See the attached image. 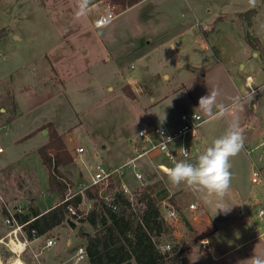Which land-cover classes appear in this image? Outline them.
<instances>
[{
    "label": "crops",
    "instance_id": "1",
    "mask_svg": "<svg viewBox=\"0 0 264 264\" xmlns=\"http://www.w3.org/2000/svg\"><path fill=\"white\" fill-rule=\"evenodd\" d=\"M145 1L148 0H142V2L132 6L128 5L115 20L103 28H98L99 30L92 34L88 31V23L92 22L93 24L94 16L97 15L92 11L97 12L94 6H99L105 0L92 3L89 11L90 20L89 18L85 19L81 16L67 14L69 10L73 11L70 9L71 6H78V0H3L11 23L7 22L5 27H0V31L1 29L4 31L3 34H11V37L16 40H32L35 37L26 34L25 29L33 30L35 28L38 31L37 36L43 41H45L46 36H53L55 41L52 46L45 42V47H40L35 53L29 51L26 56L18 46H12V51L19 49L17 51L24 58L22 57L20 64L14 65L11 73L6 71L5 78L10 77V79L0 89V118L3 117L2 112L15 117L24 115L26 110L33 112L34 109L44 105L59 103H69L70 112H68V116L72 118L77 113L74 104L76 100L93 98L94 94H92L91 89L94 90V88L91 86L96 85L102 86L110 96H114L113 93L116 89L122 93L125 87H130L135 94V99L149 103L159 101L158 105H155L158 106L157 116H155V111H150L147 116L145 115L147 122L151 124L147 127L164 124L170 127L177 126L180 114L192 111L179 112L175 104H172L171 107L167 101H172L173 97L181 91H188L187 75L178 76L172 86L169 84L158 85L159 80L161 78L170 80V71L175 63L179 68L197 65L199 67L197 71L203 73L202 80L210 79L211 75L217 76V80L227 79L228 71L236 61L238 44L241 43L244 36L246 38L247 32L258 22L259 9L258 6L251 8L255 9L256 12L251 17L252 24L249 26L247 21L239 17V13L251 9L237 11L235 16L228 17L221 14L222 8L213 12L212 9H207L196 0H157L137 9ZM48 5L58 8V11L50 12ZM28 7L32 8L31 12L26 9ZM204 13L210 14L206 17ZM183 17L186 19L183 20ZM203 20H209L211 23L209 26H203L201 23ZM202 30L207 33L204 34ZM254 36L258 37L264 46V40L260 36ZM190 38H192L191 41H189ZM253 50L255 55L260 54L264 58L260 50L254 48ZM204 53L210 56L211 66L208 68L198 60L199 55ZM12 59L15 60V57ZM4 60L8 62L7 58ZM213 65L216 66V70L210 71V75H208L206 70L212 68ZM1 72L2 70H0V74ZM19 89L21 93H19ZM26 94L29 96L27 97ZM22 97L27 98L24 100ZM163 98H166V103L160 101ZM194 103L195 105L198 104L196 101ZM229 112L233 113V111ZM141 114H144L143 110H141ZM210 117L212 116L206 117V121ZM47 123H52L60 134H67V130H69L66 129L64 122H60L58 118L47 117L40 120L29 133L36 131L30 136L32 138H37L38 135L45 137L44 141L38 143L37 150L49 140L48 132L45 133L47 129L37 131ZM26 136L20 140L28 138ZM205 142L203 130H200L195 140V153L206 147ZM154 160L156 165L158 162L164 161V155L157 153ZM233 163L234 167L238 166V162ZM251 166L256 167V164L253 162ZM258 169L264 182V163ZM1 170L3 168H0V173H2ZM147 176L150 178L149 183L155 182L151 181V174H147ZM167 182H169L168 179ZM126 183L130 186L129 181ZM157 192L156 199H158ZM232 193L231 196L235 195L233 200L230 199L229 195L226 197V202L233 204L229 214L219 212L216 214L214 204L210 208L211 204L205 202L203 193L187 192L183 185L179 187L173 185L167 199L169 198V202L177 208L186 210L183 222L185 221L184 227L188 234L186 233V238L179 235L178 242L181 246L187 249V246L193 243H189L193 241L189 233L195 231L199 238L198 247L202 252L199 245L200 238L205 235L214 236L221 226L226 225L225 223L233 224L231 222L232 213L238 212L243 215L252 206L257 208L259 205H264L256 193L252 195V191L241 194L234 187ZM0 194L5 196L1 188ZM6 200L8 201V199ZM159 201L161 202L158 199ZM56 202L50 208L54 207ZM194 202H199L203 209L198 212L190 211L189 205ZM236 226L242 227V224L237 223ZM182 229L180 228V231ZM231 229L234 231L233 225H231ZM62 230L65 231L63 225L57 226L33 242L38 243V246L41 245L42 251H38V254L41 253L38 258L41 256L43 259L39 258V263L89 264L88 258L78 263L75 262L76 250L64 248L66 235ZM53 231H61V234L56 235V244L46 251L43 249L45 236ZM250 231L241 237H237L238 243L233 246H225L224 244L219 246L214 238L213 253L206 254L209 256L205 258L208 260L204 264H235L234 258L223 261L221 259L256 241L257 236L252 234V229ZM183 240L189 244H185ZM66 242L75 244L72 238H67ZM67 251L70 252L67 254ZM249 251L247 254L253 255L255 247L250 248ZM239 257L242 258L240 255ZM183 263L190 264L186 262L185 253Z\"/></svg>",
    "mask_w": 264,
    "mask_h": 264
},
{
    "label": "rangeland",
    "instance_id": "2",
    "mask_svg": "<svg viewBox=\"0 0 264 264\" xmlns=\"http://www.w3.org/2000/svg\"><path fill=\"white\" fill-rule=\"evenodd\" d=\"M154 1L157 0L145 1L137 9H141ZM196 1L204 5L207 9H212L213 12L216 9L222 8L220 10L222 12L221 14L224 16L227 15L228 17L235 16V12L237 11H244L258 6V22L250 28V31L252 34L260 36L264 40V0ZM93 2L98 3L99 0H92ZM104 3L108 4L106 1ZM104 3L100 7L105 6ZM119 4L122 5L120 2ZM26 9L30 12L32 11V8L28 7ZM70 9H73V11L69 10L67 14L77 16L78 6H71ZM48 10L50 12H57L58 8L48 5ZM92 12L94 13V10ZM89 14L88 12L87 15L81 17L85 19L89 18L90 20ZM209 14L204 13L206 17ZM184 19L186 17H183ZM187 19L189 20L190 18L188 17ZM7 22L11 24L10 17L7 15L3 5V0H0V27H5ZM201 23L203 26H209L211 21L203 20ZM88 25V31L92 34H95L99 30L98 28L104 27H95L92 22H89ZM19 31L21 30L19 29ZM3 32L1 29L0 70L2 72L0 74V89H2L7 80L9 82L10 77L5 78L6 71L11 73L14 65L20 64V60H22L23 55L17 50L21 49L25 53L24 56H26L29 51L35 53L38 52L40 47H45V42L46 44L49 43V46H52L55 41L53 36H46L45 41H43V39L37 36L38 31L35 28L33 30L25 29L26 34L35 37L32 40H16L11 37V34L7 35L3 34ZM13 45L18 46L19 49L12 51ZM237 51L236 61L228 71L229 76H227V79L217 80V76L211 75L210 79L202 80L203 73L197 71L199 69L197 65L179 68L175 63L172 65V70L170 71V80L161 78L158 85L169 84V86H172L178 76L182 75L184 77L185 74L187 75L188 81L186 84L189 86L188 91H181L173 97L172 101H167L168 105L171 103V107L172 104H175L179 112L197 111L205 117H208V115H205L201 110L197 109L198 104L195 105L194 101L198 103L200 97L207 95L213 89L219 92L217 97L218 104H223L228 108V106H232L235 102L236 106L233 108V113H230L229 110L222 118L210 117L202 127L200 126L198 128L199 133L200 130H203L206 147L199 152L197 151L198 153H194L192 159L194 161L199 154L211 146L216 138L225 134L234 119L238 120L240 126L244 129L245 142L243 150L230 159L232 179L228 195L231 200L235 198V195L231 196L233 194L232 190L235 187L241 194L247 193V191H252V195L256 193L260 202L264 203V182L261 179V174L258 169L264 163V143H262L264 138V58L260 54L255 55V51L247 42L245 36L241 43L238 44ZM199 56L198 60L201 64L207 68L211 66L209 55L204 53ZM12 57H15V60ZM5 58L8 59V62L4 60ZM212 70H216V66L213 65L212 68L207 69V74L210 75L209 72ZM248 77H250L252 86L256 89L255 92H251L246 84ZM91 88H94V90L91 89L94 97L85 100H76L74 104L77 113L72 118L68 116V112H70L69 103L47 104L38 109H34L33 112L31 110H24V115L15 117L9 116L7 113L4 114V112L1 113L3 117L0 118V148H2V151H0V168H3V170L0 173V188L6 196H3L5 200L8 199L6 202L9 208H20L26 214H32V210L34 209L45 212L55 201H57L56 203L59 201L57 195H49L46 191L49 182V172L37 150L40 144L39 142L44 141L45 137L38 135L39 137L37 138L28 137L20 140L33 130L34 125L47 117L58 118L60 122H64L63 124L66 129H69L64 136V142L70 154V150H73L76 146H82L84 149L81 158L78 156L76 158L74 157V160L70 164L60 167V170L67 179V184H69L66 196L70 193H75L86 180H90L88 169H93L97 164L106 167L123 168L125 182L129 181V187L137 188L136 186L140 182L134 175L132 165L127 164L135 156L132 141L138 139V130L140 128L151 125L147 122L146 116L150 111H155V116H157L158 106L155 105H158L159 101L144 102L143 100L129 97L125 92L120 93L118 89L113 93L114 96H110L102 86L93 85ZM18 91L21 93L20 89ZM26 96L28 97L29 94H26ZM27 97H22V99L26 100ZM160 101L166 103V98ZM147 109L148 111H146ZM141 110L144 111V114H141ZM213 111L215 112L217 109L214 108ZM130 139L133 140L131 141ZM193 143L196 146L195 140ZM50 152L53 155L55 154L54 149L50 150ZM154 153L155 155L157 154V152H153L150 157L145 156L137 159V170L145 175L151 174V181L161 182L164 185L157 192V198L161 200L159 202L162 204V202H169L167 195L173 185L167 182V175H164L157 169ZM235 161L238 162L237 167H234L233 162ZM253 162L256 164V167L251 166ZM254 176L259 177V182L252 181ZM190 191L187 190V192ZM92 203L93 201L87 200L85 207L88 205L92 206ZM229 205L233 206V204ZM212 207L211 204L210 208ZM7 215L8 211L6 208H0V237L9 230L4 223V218ZM232 217L231 222L233 224L225 223L226 225L221 226L214 236L210 235L217 240L219 246L221 244L225 246L236 245L238 243L237 237L251 232V229L253 230L252 234L257 236V239L253 243L224 257L221 261L234 258L235 264H248V259L253 255L264 256V220L258 216L257 208L252 206L243 215H240L238 212L232 213ZM184 223L185 221L179 226L181 229L183 226V232L180 231V236L186 238L188 231L186 232ZM237 223L242 224V227H235ZM231 225L234 226V231H232ZM63 227L65 231L62 230V232L66 235L64 248L66 247L67 250L71 248L72 251L76 250L79 245L86 244L84 238L78 237V230H93L87 222H80L76 230L70 229L67 224H64ZM58 233L61 234V231H53L48 236L56 237ZM189 236L193 238V241L189 243H193L187 246L185 252L186 262L190 264H204L208 260L205 258H208L209 255L203 254L200 251L198 247L199 238L195 234V231H190ZM67 238L74 239L75 244H68L66 242ZM167 240L171 241L169 239ZM176 240L178 241V239ZM189 243L185 241V244ZM252 247H255L253 255L247 254ZM48 250L50 249H46V251ZM38 251H42L41 245L38 246V243H32L27 251L22 254L21 259L27 264H40L39 258L43 259V257L40 256L38 258L41 254H38ZM68 252L70 251L66 253L68 254ZM16 255L7 244L0 243V264H9L10 259Z\"/></svg>",
    "mask_w": 264,
    "mask_h": 264
},
{
    "label": "trees",
    "instance_id": "3",
    "mask_svg": "<svg viewBox=\"0 0 264 264\" xmlns=\"http://www.w3.org/2000/svg\"><path fill=\"white\" fill-rule=\"evenodd\" d=\"M105 1L111 4L120 2L126 6L128 3L132 6L142 0ZM255 12V9L240 12L239 17L247 21L250 26L251 17ZM203 33L207 32L203 31ZM246 40L255 50H260L264 55V46L258 37L249 31L246 34ZM124 92L129 97H135L130 87H125ZM42 129H47L49 132L48 142L38 148L41 159L49 172L47 192L49 195H57L59 201L45 212L34 209L32 214L17 213L21 221L31 215L37 216L28 227V232L30 233L31 227H34L40 235L66 224L68 202L64 199L68 184L60 167L74 160V156L68 152L64 142L66 134H60L52 123L45 124L37 131ZM35 132L26 137L32 136ZM52 149L55 150L54 155L50 152ZM162 187L164 185L157 181L146 184L136 191L137 196L133 203L118 194L122 201L118 212H114L109 204L99 196L97 187L89 186L84 189L86 198L93 203L88 215L81 222H87L93 230L81 229L78 230L77 235L86 241L84 246L89 264H184L183 257L186 249L177 240L175 241L165 226L160 203L155 196V193ZM71 201L76 205L79 204L82 201L81 193L77 192ZM167 239L173 242L172 246L169 250H162L161 245Z\"/></svg>",
    "mask_w": 264,
    "mask_h": 264
},
{
    "label": "built area",
    "instance_id": "4",
    "mask_svg": "<svg viewBox=\"0 0 264 264\" xmlns=\"http://www.w3.org/2000/svg\"><path fill=\"white\" fill-rule=\"evenodd\" d=\"M100 5L94 6V8L97 9ZM104 5L105 6L97 9V12L94 11V13H97L93 19L95 27H103L109 24L128 7L124 4L120 5L119 3H104ZM246 84L250 88L251 92L256 91L250 82V77H248ZM229 110L232 112L233 107L230 106ZM205 121L206 117L203 114L192 111L180 114L179 124L175 127H170L169 125L164 124L139 129L138 139L132 141L135 156H133V158H131L127 163L128 165H132L134 175L140 182L137 188L132 189L127 185L124 180L123 168L106 167L97 164L93 169H88L90 180L85 181L78 191L70 193L65 197L64 201L68 202V217L76 221L78 224L86 218L91 206L88 205L85 207L88 199L85 196L84 189L89 186H95L98 188L99 196L109 204L114 212H118L122 205L121 198L118 194H121L128 199L129 202L133 203L135 201V197L137 196L136 191L150 182L149 176L142 174L137 170L138 165L136 160L144 156L149 157L153 154V152L162 153L164 155V161L158 162L156 167L160 172L166 175V168L172 167L175 162L183 159L182 152L184 149L188 151L191 157H193L196 151L193 141L196 140L198 136V128ZM262 143H264V138ZM0 150H2V148H0ZM70 151L75 158L77 156L81 158L84 149L82 146H76ZM252 180L253 182H258L259 177L254 176ZM77 192L81 193L82 201L76 205L71 200L75 197V195H77ZM4 207L8 211V215L4 218V223L9 230L0 237V243L7 244L15 254L21 257L34 241L42 238L43 236L40 235L34 227H31L30 233L28 232V227L31 226L32 221L37 216L31 215L29 218L21 221L17 216V213H26L20 208H9L5 198L0 194V208ZM200 209H203V206L199 202H194L189 205V210L192 212H198ZM160 211L163 222L168 231L175 239H178L181 234L179 226L183 223L186 210L177 208L170 202H162V204L160 203ZM257 212L258 216L264 220V205H259L257 207ZM56 242L57 241L54 236H45L43 249L51 248L56 244ZM10 243L15 244L17 248H12ZM18 243L23 244L24 247L21 251L16 252L17 249H21V247L18 246ZM172 243V241L167 240L163 245H161V249L169 250ZM199 245L203 253L212 254L214 250V238L210 235L202 236L200 238ZM74 257L76 263L88 258L84 245H81L76 249ZM25 264L27 263L25 262Z\"/></svg>",
    "mask_w": 264,
    "mask_h": 264
},
{
    "label": "clouds",
    "instance_id": "5",
    "mask_svg": "<svg viewBox=\"0 0 264 264\" xmlns=\"http://www.w3.org/2000/svg\"><path fill=\"white\" fill-rule=\"evenodd\" d=\"M91 4L92 0H78L77 16L87 15ZM218 95L219 92L215 89L209 91L207 95L199 98L197 109L205 115L222 118L229 109L217 103ZM235 106L234 102L232 107ZM214 108L217 111L214 112ZM243 133L244 129L238 120L234 119L225 134L216 138L195 161L184 149L183 159L165 169L168 181L177 187L183 185L193 193H203L205 202L214 204L216 214L229 213L233 207L226 202L232 179L230 159L243 150L245 142ZM248 264H264V256L253 255L248 259Z\"/></svg>",
    "mask_w": 264,
    "mask_h": 264
},
{
    "label": "bare ground",
    "instance_id": "6",
    "mask_svg": "<svg viewBox=\"0 0 264 264\" xmlns=\"http://www.w3.org/2000/svg\"><path fill=\"white\" fill-rule=\"evenodd\" d=\"M1 151V150H0ZM10 246L12 247V248H17L16 246H15V244H13V243H10ZM18 246L19 247H21V249L19 250V249H17L16 250V252H19V251H21L22 249H23V244H19L18 243ZM13 251V250H12ZM13 253H14V251H13ZM9 264H25V262L21 259V257H19L18 255H16L14 258L12 257V259H10V262H9Z\"/></svg>",
    "mask_w": 264,
    "mask_h": 264
},
{
    "label": "water",
    "instance_id": "7",
    "mask_svg": "<svg viewBox=\"0 0 264 264\" xmlns=\"http://www.w3.org/2000/svg\"><path fill=\"white\" fill-rule=\"evenodd\" d=\"M45 133H47V130H45ZM66 224L70 227V229L72 230H76L78 227V223L76 221H74L73 219H71L70 217H68L66 219Z\"/></svg>",
    "mask_w": 264,
    "mask_h": 264
}]
</instances>
